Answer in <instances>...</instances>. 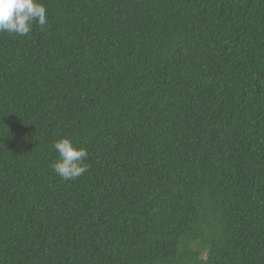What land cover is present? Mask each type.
Here are the masks:
<instances>
[{"label":"trees","instance_id":"1","mask_svg":"<svg viewBox=\"0 0 264 264\" xmlns=\"http://www.w3.org/2000/svg\"><path fill=\"white\" fill-rule=\"evenodd\" d=\"M40 2L0 33V264H264V0Z\"/></svg>","mask_w":264,"mask_h":264},{"label":"clouds","instance_id":"2","mask_svg":"<svg viewBox=\"0 0 264 264\" xmlns=\"http://www.w3.org/2000/svg\"><path fill=\"white\" fill-rule=\"evenodd\" d=\"M34 23L41 27L47 23L46 7L40 0H0V33L27 36ZM52 148L58 159L50 167L61 179L75 180L88 170L84 147L77 148L69 138L61 137L53 141Z\"/></svg>","mask_w":264,"mask_h":264}]
</instances>
